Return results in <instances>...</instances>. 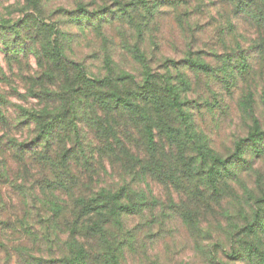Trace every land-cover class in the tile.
Wrapping results in <instances>:
<instances>
[{"label": "rangeland", "instance_id": "374dc122", "mask_svg": "<svg viewBox=\"0 0 264 264\" xmlns=\"http://www.w3.org/2000/svg\"><path fill=\"white\" fill-rule=\"evenodd\" d=\"M131 1L0 0V31L5 30L8 44L16 38L6 27L44 18L62 32L64 55L93 76L125 73L138 83L147 71L168 76L184 90L185 123L187 117L194 122V128L192 122L185 124L186 130L184 120L175 117L174 126L187 144L185 161L177 143L163 142L173 178L160 175V168L158 180L141 168L107 169L95 187L125 188V203L135 202L140 210L109 223L106 241L94 227L88 237L72 234L64 218L62 227H55L47 210L41 218L33 211L21 219L32 229L26 253L37 256L29 264H69L81 248L95 257L88 264H264V135L261 141L257 136L251 140L257 130L264 133V14L258 15L264 0L242 5L235 0H144L151 13L140 7L122 19L118 2ZM132 49L144 54V63ZM6 59L0 49V92L13 93L22 84L19 78L14 85L16 75L25 74L13 61L16 71L10 72ZM10 100L29 106L25 100ZM192 180L199 186H192ZM57 195L37 205L48 208L45 204ZM23 262L15 247L0 255V264Z\"/></svg>", "mask_w": 264, "mask_h": 264}, {"label": "trees", "instance_id": "16d2710c", "mask_svg": "<svg viewBox=\"0 0 264 264\" xmlns=\"http://www.w3.org/2000/svg\"><path fill=\"white\" fill-rule=\"evenodd\" d=\"M235 2L242 5L244 0ZM140 7L151 13L144 0L118 2L122 19L130 18L131 11L138 12ZM258 9L262 17L264 6ZM80 11L88 14L83 8ZM98 15L94 13L100 20ZM85 16L83 20L92 23V18ZM142 25L144 22H140L141 29ZM5 29L16 41L8 44L2 29L0 49L10 72L16 71L10 65L13 61L25 75H16L14 85L19 78L22 84L14 87L13 93L0 92V255L15 247L24 259L20 264H29L37 256L26 253L27 234L32 229L21 219L33 211L41 218L47 210L55 227H62L60 221L64 218L63 226L69 227L72 234L88 237L94 227L106 241L109 223L130 210H140L135 202L125 203V188L111 192L106 187H95L104 180L107 169L116 166L126 172L141 168L157 180L159 173L171 175L166 179L173 178L170 152L163 142L177 143L185 161L187 144L181 129L174 126L175 117L184 120V125L191 126L192 122L193 128L194 122L187 117L185 123L180 102L184 90L168 76L147 71L142 83L125 73L93 76L84 64L64 55L59 39L62 32L39 16ZM133 49L132 53L144 63V54ZM30 58L36 60L37 68ZM1 72L5 77L6 73ZM181 85L187 88V81L182 80ZM10 97L25 100L29 106L11 104ZM263 135L257 130L251 140L257 136L261 141L259 136ZM191 185L199 186L193 180ZM49 194L62 198V203L59 198L49 199L45 204L48 208L39 207L37 202ZM45 222L48 224V220ZM93 260V254L81 248L68 263L88 264Z\"/></svg>", "mask_w": 264, "mask_h": 264}]
</instances>
